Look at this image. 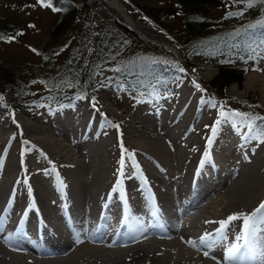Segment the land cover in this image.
Returning a JSON list of instances; mask_svg holds the SVG:
<instances>
[{
	"label": "bare ground",
	"instance_id": "obj_1",
	"mask_svg": "<svg viewBox=\"0 0 264 264\" xmlns=\"http://www.w3.org/2000/svg\"><path fill=\"white\" fill-rule=\"evenodd\" d=\"M106 4L147 40L122 2ZM161 108L135 120L117 115L113 132L103 127L99 132L84 108L78 109L75 121L69 114L57 116L49 126L68 142L67 150L37 136L35 151L52 166L68 155L79 172L61 173L67 163L62 169L56 165L58 174L37 176L33 158L20 162L10 152L0 179V264H225L226 250L242 234L244 221L230 222L224 237L221 222L251 216L264 203V146L254 158L239 162L243 170L238 176L222 183L223 177L212 176L213 169L236 138L223 128L211 145L204 140L212 136L218 112L199 124L188 113L168 130L150 125L160 137L139 140L152 115L157 123L161 120ZM176 117L170 112L169 123ZM188 125L197 126L193 139L186 138ZM20 127L29 135L38 134L34 126ZM123 144L126 155L121 158L113 150ZM229 264H264V211L253 221L249 248Z\"/></svg>",
	"mask_w": 264,
	"mask_h": 264
},
{
	"label": "rangeland",
	"instance_id": "obj_2",
	"mask_svg": "<svg viewBox=\"0 0 264 264\" xmlns=\"http://www.w3.org/2000/svg\"><path fill=\"white\" fill-rule=\"evenodd\" d=\"M119 1L126 6L132 21L147 40L140 38L124 24L108 7L106 0H45L44 5L38 0H0V66L13 75L18 84L16 87L22 92L24 104L23 106L17 104L9 92L0 97V179L5 171V159L10 152L20 162L33 158L37 166L34 170L37 176L58 174L59 168L62 169L67 163L61 173L66 171L69 173V170L79 172L76 163L68 155H64V162L57 160L60 162V165L56 164L59 168L56 165H49L47 158L35 151L39 144L35 140L46 138L60 144L66 151L68 142L58 137L49 124L55 122L57 116L62 114H69L74 121L78 120L77 112L80 108L93 115L92 120L98 123L99 132H102V127L107 132H113L117 127L113 119L115 116L118 115L119 119L122 117V120L130 116L135 120L162 107L161 120L157 123L152 115L149 127L145 126L142 129L143 136L139 139L142 141L152 136L160 137L150 125L159 124L168 130L178 126L188 113L195 115V123L199 124L210 114L216 116L218 112L217 119H220V112H225L230 119L220 124L218 132L221 133L224 128L230 135H235L236 142L233 143L235 146L222 157L220 165L213 169L212 176L223 177L222 183L230 182L239 175L243 170L239 162L243 158L252 159L256 152L263 148L264 143L260 140L261 132H264V48L254 46L249 50L238 51L236 47H232L225 54L212 49L218 43L214 40L221 35L231 37L243 30L252 32L262 29L264 4L260 5L259 2L262 0H255L252 6H248L246 2L235 1L210 6L205 17L218 27L205 32L206 37L193 43L185 42L182 17L184 11L177 6L175 0ZM47 4L51 6H45ZM66 12L71 16L66 29L52 38L51 30L61 17H66ZM243 18L250 20L245 22ZM121 27L131 31L135 38ZM157 42L168 45L172 50L158 45ZM176 44L179 48L175 46ZM197 47L203 49V53L192 54ZM99 50L101 56L97 60L98 70L93 74L99 83L87 94L88 97H79L78 94L68 107L65 104L66 100L74 93L67 86L59 91L65 95L61 98L64 101L60 99L55 101L54 104H58L57 106L43 102V99L54 94L53 91L47 90L46 81L53 80L56 76L65 77L63 71L65 64L79 66L84 62L85 71H88ZM144 56L151 59H166L167 65L159 64L165 68L166 83L163 92H158L159 88H155V92H151L150 95L140 92L141 96H132L124 92L122 85H118L120 92L116 93L111 82L115 80L116 84L115 77L121 78L122 66H128L127 58ZM220 65L246 67L241 83L229 84L223 93L221 84L214 80ZM197 84L200 86L199 89L196 87ZM55 94L58 95V92ZM169 111L175 117L178 115L176 121L169 123L167 118ZM16 120L18 124L15 123ZM23 123L30 127L34 126L38 134L29 135L25 130L22 131L20 125ZM196 125H188L190 130L186 138L193 139V129L197 127ZM210 137L212 136L205 137L204 140L207 141ZM124 147V144L118 145L113 150L114 154L124 158L126 155ZM222 169L224 172L220 171Z\"/></svg>",
	"mask_w": 264,
	"mask_h": 264
},
{
	"label": "trees",
	"instance_id": "obj_3",
	"mask_svg": "<svg viewBox=\"0 0 264 264\" xmlns=\"http://www.w3.org/2000/svg\"><path fill=\"white\" fill-rule=\"evenodd\" d=\"M232 1H235L236 3H244V0H175L177 6L184 11V13L182 12V17L184 18L183 36L186 38L185 42L193 43L197 39L200 40L201 38L206 37V35H204L205 32L213 31L218 27V25L214 24L205 17L206 11L210 6H218L221 3ZM259 2H261L260 5L264 4L262 1ZM65 16L66 17H61L56 26L51 30L50 36L52 38H55V36L62 33L63 30L66 29L71 16L67 12ZM243 19L246 20L245 22L250 20V18ZM121 28H123L130 36L135 38L132 32L127 28ZM102 41L103 39H101V42ZM215 41L218 43L215 48H212L213 51L224 54L232 47H236L238 51L249 50L254 46H262L264 48V27L260 30L256 29V31L252 32H250V30H243L241 33L236 34V36L231 35V37L221 35L217 37L214 42ZM183 45H185V43H183ZM145 46L153 48L150 45ZM175 46L179 48L177 44ZM100 49H102V47H100ZM201 53H203V49L197 47L192 54ZM97 55L98 56L91 63L88 71H85L86 66L84 62L79 66H67L65 64L63 67L65 77L58 78V76H56L53 80L51 79L46 81L47 90L49 92L53 91L54 94L50 98L43 99V102H47L51 106H57L58 104H54L56 99L59 100L64 98L65 95L64 93H59V91H62V89L67 86H69L71 91L74 93L73 96L66 100L65 104H67V106L71 105L72 99L77 97L78 94L80 95L79 97H88L87 94H89L91 89L99 83L95 80L93 74L98 70L97 60H99V56H101V50L98 51ZM161 63H165L167 65L166 59H151L146 56L142 58L135 57L134 59L133 57L127 58L128 66H122V76L119 78L120 80L115 77L117 85L114 82L115 80L111 82L113 90L116 93H119L120 87L118 85H122L124 92L127 95L132 94V96H141L140 92L145 94L148 93L150 95L151 92H155V88H159L158 92H163L162 90L166 83V75L164 74L165 68L163 66H159ZM125 64L126 63H124V65ZM245 72L246 67L244 65L238 67L233 65H220L214 80L221 84L220 88L223 93V90L229 84L235 83L239 85ZM0 79L2 80L0 82V97L9 92L14 98L13 100L17 104L23 106L22 92L19 87H16L18 84L16 83L13 75L2 66H0ZM161 80H163L162 83ZM56 92H58V95L55 94ZM61 100L64 101V99Z\"/></svg>",
	"mask_w": 264,
	"mask_h": 264
},
{
	"label": "snow or ice",
	"instance_id": "obj_4",
	"mask_svg": "<svg viewBox=\"0 0 264 264\" xmlns=\"http://www.w3.org/2000/svg\"><path fill=\"white\" fill-rule=\"evenodd\" d=\"M42 5L45 4V0H38ZM248 4V6H252L255 0H244ZM264 2V0H262ZM45 6H51L50 4H47ZM54 11H58V9H53ZM181 71H183L181 69ZM196 87L199 89L200 86L197 84ZM220 119L216 120L215 125L212 127V137L209 138V145L212 144L213 138L217 135L219 131V126L223 121H226L230 119V116L226 115L225 112L221 111L220 112ZM236 115H241L240 113H236ZM251 127V125H249ZM261 143H264V132H261ZM121 165H123V159L121 160ZM121 175H123V172H121ZM264 211V203L260 205L258 209H256V212L253 213L251 216H232L229 217L227 221L221 222V229H220V234L222 237H224V230L226 229L227 225L234 221L243 218L244 225H243V232L240 236L237 237L236 243L232 244L225 253L224 256V261L225 264H229V262L235 261L238 259L239 253H241L242 250L248 249L250 245V235H251V230H252V225L253 221L255 220L256 214ZM243 241V243H241ZM202 243H207V240L205 238H202ZM207 255V253H205Z\"/></svg>",
	"mask_w": 264,
	"mask_h": 264
}]
</instances>
